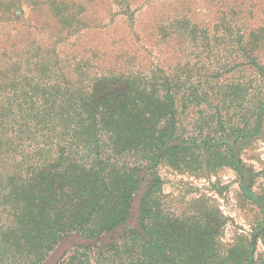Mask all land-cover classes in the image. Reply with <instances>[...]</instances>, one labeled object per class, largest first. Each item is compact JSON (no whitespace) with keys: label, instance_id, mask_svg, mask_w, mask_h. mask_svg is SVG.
<instances>
[{"label":"trees","instance_id":"1","mask_svg":"<svg viewBox=\"0 0 264 264\" xmlns=\"http://www.w3.org/2000/svg\"><path fill=\"white\" fill-rule=\"evenodd\" d=\"M225 15L168 21L192 45L178 65L143 45L108 64L43 28L0 33V264H45L76 234L88 244L58 264H258V227L226 248L218 207L177 213L158 174L233 168L264 213L240 158L264 132V20Z\"/></svg>","mask_w":264,"mask_h":264},{"label":"rangeland","instance_id":"2","mask_svg":"<svg viewBox=\"0 0 264 264\" xmlns=\"http://www.w3.org/2000/svg\"><path fill=\"white\" fill-rule=\"evenodd\" d=\"M225 13H231L235 19L246 17L242 23L255 28L264 20V0H109L107 3L104 0H0V33L10 28L14 35L17 33L14 28L21 26L25 31L43 28L46 30L43 35L55 33L66 51L85 58L93 54L102 56L108 64L116 56L129 55L125 52L143 45L178 65L191 59L192 45L187 35L176 33L173 23L168 21L188 17L206 24L223 19ZM159 25H165L160 33H166L167 39L157 35ZM12 39L19 40L14 36ZM89 64L94 68L97 63L93 59ZM240 158L248 171L247 189L254 197L264 199V132ZM158 174L164 181L163 193L169 207L177 213L201 198L218 207L228 219L222 236L226 248L242 236L253 240L258 227L261 231H258L255 258L258 264H264L263 209L245 194L241 176L235 169L224 167L212 175L195 176L160 166ZM74 244L81 246L88 242L78 234L63 239L45 264H58Z\"/></svg>","mask_w":264,"mask_h":264}]
</instances>
